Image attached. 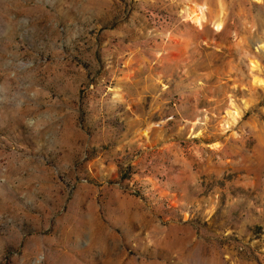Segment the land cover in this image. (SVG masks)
<instances>
[{
	"label": "rangeland",
	"instance_id": "rangeland-1",
	"mask_svg": "<svg viewBox=\"0 0 264 264\" xmlns=\"http://www.w3.org/2000/svg\"><path fill=\"white\" fill-rule=\"evenodd\" d=\"M0 264H264V0H0Z\"/></svg>",
	"mask_w": 264,
	"mask_h": 264
},
{
	"label": "bare ground",
	"instance_id": "bare-ground-1",
	"mask_svg": "<svg viewBox=\"0 0 264 264\" xmlns=\"http://www.w3.org/2000/svg\"><path fill=\"white\" fill-rule=\"evenodd\" d=\"M206 7L203 4H198V3H191L186 7V13L189 19H194V20H200L205 18V10ZM222 27L221 23L218 22L215 24L216 29H220ZM235 117V115H234Z\"/></svg>",
	"mask_w": 264,
	"mask_h": 264
}]
</instances>
